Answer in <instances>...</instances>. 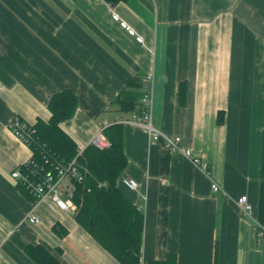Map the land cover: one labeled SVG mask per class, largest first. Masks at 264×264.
I'll list each match as a JSON object with an SVG mask.
<instances>
[{
    "label": "crops",
    "instance_id": "crops-1",
    "mask_svg": "<svg viewBox=\"0 0 264 264\" xmlns=\"http://www.w3.org/2000/svg\"><path fill=\"white\" fill-rule=\"evenodd\" d=\"M147 76L155 126L200 163L123 124L116 187L143 214L140 263L264 264V0H0V264H35L28 244L61 264H121L74 212L35 203L11 176L31 148L9 122L47 121L50 97L69 89L77 106L60 127L85 146L128 115L113 102ZM32 209L39 223L25 220Z\"/></svg>",
    "mask_w": 264,
    "mask_h": 264
},
{
    "label": "trees",
    "instance_id": "trees-1",
    "mask_svg": "<svg viewBox=\"0 0 264 264\" xmlns=\"http://www.w3.org/2000/svg\"><path fill=\"white\" fill-rule=\"evenodd\" d=\"M146 89V84L139 77L131 79L115 98V110L128 114L123 118L141 113V98ZM76 106L77 99L72 90L65 89L50 97L47 104L49 119L29 125L38 139L33 145L36 159L40 160V143L46 145L55 161L68 162L76 156L77 145L60 127L61 122L74 114ZM104 134L110 141L108 148L88 145L77 157L83 179L77 184L75 219L119 263L141 264L143 214L116 187L127 162L123 148V124H110L104 128ZM25 252L35 264H61L40 244H28ZM143 264H175V257L169 255Z\"/></svg>",
    "mask_w": 264,
    "mask_h": 264
},
{
    "label": "built area",
    "instance_id": "built-area-1",
    "mask_svg": "<svg viewBox=\"0 0 264 264\" xmlns=\"http://www.w3.org/2000/svg\"><path fill=\"white\" fill-rule=\"evenodd\" d=\"M112 17L117 19L115 13H112ZM121 25L125 27L130 34H133V30L126 26L124 22H121ZM136 39L139 42L141 41L140 36H137ZM149 79L150 76H147L144 80L146 86H148ZM141 102L143 107L141 113H134L129 118L115 117L112 123L105 121L92 137L90 143L78 147L76 156L68 162L53 160L46 149V145L40 142L38 145L40 146L39 151L41 152L40 160L36 159L33 150V145L38 142L35 136V130L19 118H13L9 122V129L19 140L31 148V155L11 171V176L27 190L33 197L35 203H39L48 198L53 201L58 209L75 213L77 210V203L75 202L77 184L83 179L77 157L88 145H93L99 149L108 148L110 146V141L104 134V128L113 123L137 124L146 130L151 143L161 142L163 146L172 151L180 152L190 158L194 164H199V158L194 156L190 149L181 146L180 136L167 135L155 126L149 89H146V92L141 98ZM123 183L129 189H135L137 187V182L131 178H123ZM211 189L216 192L219 190V186L217 183L212 182ZM235 203L241 212L245 214L249 213L251 205L246 195L240 196L236 199ZM25 220L33 224L39 223L40 221L34 209L27 212ZM255 227L257 228V238H264V225H255ZM1 259L2 255L0 252V261Z\"/></svg>",
    "mask_w": 264,
    "mask_h": 264
},
{
    "label": "water",
    "instance_id": "water-1",
    "mask_svg": "<svg viewBox=\"0 0 264 264\" xmlns=\"http://www.w3.org/2000/svg\"><path fill=\"white\" fill-rule=\"evenodd\" d=\"M108 189L110 190V187H108Z\"/></svg>",
    "mask_w": 264,
    "mask_h": 264
},
{
    "label": "bare ground",
    "instance_id": "bare-ground-1",
    "mask_svg": "<svg viewBox=\"0 0 264 264\" xmlns=\"http://www.w3.org/2000/svg\"><path fill=\"white\" fill-rule=\"evenodd\" d=\"M141 111V110H140ZM139 113V112H138ZM253 221V220H252Z\"/></svg>",
    "mask_w": 264,
    "mask_h": 264
}]
</instances>
